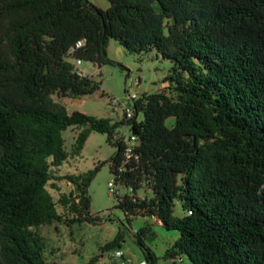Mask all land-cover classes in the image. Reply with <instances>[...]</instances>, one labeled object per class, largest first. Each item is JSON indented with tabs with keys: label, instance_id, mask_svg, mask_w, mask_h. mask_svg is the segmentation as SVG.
I'll list each match as a JSON object with an SVG mask.
<instances>
[{
	"label": "trees",
	"instance_id": "1",
	"mask_svg": "<svg viewBox=\"0 0 264 264\" xmlns=\"http://www.w3.org/2000/svg\"><path fill=\"white\" fill-rule=\"evenodd\" d=\"M107 1L0 0V264H65L39 229L99 221L88 188L104 163L59 174L92 132L116 147L107 163L126 190L115 198L127 223L149 218L176 235L165 259L264 264V0ZM111 40L170 63L167 86L135 103L128 157L123 122L69 113L55 99L100 89L72 60L100 69ZM70 127L79 132L67 151ZM60 181L72 188L56 201L48 185L60 191ZM151 226L133 233L145 264L158 260ZM122 242L119 233L89 264Z\"/></svg>",
	"mask_w": 264,
	"mask_h": 264
},
{
	"label": "rangeland",
	"instance_id": "2",
	"mask_svg": "<svg viewBox=\"0 0 264 264\" xmlns=\"http://www.w3.org/2000/svg\"><path fill=\"white\" fill-rule=\"evenodd\" d=\"M93 4L102 9L109 6L107 0H90ZM120 44L111 40L106 49V57L111 63L104 64L99 72L91 63L85 62L93 73V79L101 83L100 89L91 95L77 99L55 97L61 104L67 107L69 113L80 111L87 115L98 118L115 119L108 108L109 97L122 98L126 95V89L130 93H154L163 90L167 84L163 83L168 74L170 63L163 60L155 51L141 54L130 53L124 48L119 51ZM174 124V119L167 121L168 126ZM118 131H122L119 128ZM79 130L70 127L63 133L65 148L71 151L75 137ZM116 147L107 141L106 134L92 132L84 144L78 156L70 158L60 167L59 174H79L100 166L94 179L88 188L91 199L89 215L98 216L96 224H82L68 228L61 223L51 226H43L39 232L47 240L50 249L55 255L50 258L65 264H89L90 260L101 253L100 248L107 242L112 241L117 234L121 233L123 242L119 248L124 254V260H130V264H139L144 260L141 247L134 241L133 233L141 228L144 223L152 225L156 237L147 241V245L157 256V264H173V260L165 259V251L176 238L173 232H168L160 227L159 222L149 218H134L131 225L127 223L125 214L117 208L115 195H111L108 189V182L113 181L107 161L115 154ZM60 191L48 185V190L57 201L60 193H68L72 186L66 181L57 183ZM118 195L122 197L126 190L117 185ZM143 195V192H139ZM59 212L62 209L58 207ZM177 210L176 214H179ZM114 250L103 254L93 264H125V261L114 257ZM178 262V261H176ZM179 264H191L184 259Z\"/></svg>",
	"mask_w": 264,
	"mask_h": 264
},
{
	"label": "built area",
	"instance_id": "3",
	"mask_svg": "<svg viewBox=\"0 0 264 264\" xmlns=\"http://www.w3.org/2000/svg\"><path fill=\"white\" fill-rule=\"evenodd\" d=\"M83 45V42L80 41L77 43V47ZM75 72L82 77H92L93 73L87 66H84L85 61L81 59H73L72 60ZM93 65V64H92ZM95 68L96 66L93 65ZM99 72V68H95ZM139 94L130 93L128 89H126V95L122 98L117 97H109L108 100V108L111 110L114 115L115 122H123L121 125L122 131L119 132V139L124 146L125 155L128 157L135 148L138 138L135 134L131 132L130 121L135 116V103L139 98ZM141 118V115L138 116ZM108 189L111 195H117V185L114 181L108 182ZM114 257L119 259H124V254L120 249L114 251ZM125 261V260H124ZM126 264H130V260L125 261ZM139 264H145L144 261H141Z\"/></svg>",
	"mask_w": 264,
	"mask_h": 264
},
{
	"label": "water",
	"instance_id": "4",
	"mask_svg": "<svg viewBox=\"0 0 264 264\" xmlns=\"http://www.w3.org/2000/svg\"><path fill=\"white\" fill-rule=\"evenodd\" d=\"M119 51H122V48L121 47L119 48Z\"/></svg>",
	"mask_w": 264,
	"mask_h": 264
}]
</instances>
